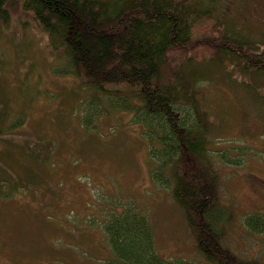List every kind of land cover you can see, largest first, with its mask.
I'll use <instances>...</instances> for the list:
<instances>
[{"label": "trees", "instance_id": "obj_1", "mask_svg": "<svg viewBox=\"0 0 264 264\" xmlns=\"http://www.w3.org/2000/svg\"><path fill=\"white\" fill-rule=\"evenodd\" d=\"M6 1L0 0L2 23L7 21ZM22 3L48 37L50 53L55 56L53 72L84 84L87 96L77 108L87 129H93L95 118L111 110L129 113L132 122L141 126L149 159L154 162L150 179L157 188H170L194 235L196 251L207 264H242L227 256L218 241L217 227L224 210L214 196L218 176L211 166L213 156L232 167L240 166L241 159L232 158L228 147L215 154L209 150L217 124L203 109L200 86L219 83L215 76L223 72L229 84L264 107V0ZM199 38L212 50L207 62L195 61L188 52ZM177 55L181 59L174 61ZM170 60L171 68H167ZM123 84L128 88L119 89ZM19 89L22 96L30 97L26 89ZM4 102L0 96V106ZM21 107L17 114L11 113L14 108L8 112L0 108V138L18 146L26 156L50 163L54 140L28 139L22 133L26 121ZM238 149L237 155L253 153L264 161L262 151L246 145ZM186 159H192L193 171L182 169ZM21 189L28 188L15 180L9 182L0 172V197L8 198ZM132 208L115 209L102 219L109 254L94 264H191L159 255L150 221ZM244 224L251 233H263L264 215H247Z\"/></svg>", "mask_w": 264, "mask_h": 264}, {"label": "rangeland", "instance_id": "obj_2", "mask_svg": "<svg viewBox=\"0 0 264 264\" xmlns=\"http://www.w3.org/2000/svg\"><path fill=\"white\" fill-rule=\"evenodd\" d=\"M22 5V0L4 3L8 14L6 23L0 22V96L5 102L0 108H14L11 113L17 114L23 106L22 133L55 143L50 163H42L0 138V172L28 188L0 197V264H94L109 254L102 219L128 206L150 221L159 255L207 264L170 188H157L150 179L154 162L141 126L129 113L111 110L95 118L94 130L87 129L77 108L87 96L84 84L53 72L48 37ZM204 42L199 38L188 50L195 61L207 62L212 54ZM222 73L215 76L220 84L200 86L203 109L217 124L209 150L215 154L228 147L232 158L241 159L233 167L216 156L211 160L218 176L214 196L224 210L218 241L238 262L264 264V232L251 233L244 224L247 215H264V161L253 153L237 155L245 145L264 152V107ZM20 87L30 97L22 96ZM191 165L192 159H186L182 169L193 171Z\"/></svg>", "mask_w": 264, "mask_h": 264}]
</instances>
